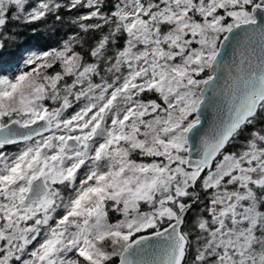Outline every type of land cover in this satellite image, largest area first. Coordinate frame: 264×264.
<instances>
[{"label": "snow or ice", "instance_id": "snow-or-ice-1", "mask_svg": "<svg viewBox=\"0 0 264 264\" xmlns=\"http://www.w3.org/2000/svg\"><path fill=\"white\" fill-rule=\"evenodd\" d=\"M30 25L74 31L0 71V264H264V0H0V56Z\"/></svg>", "mask_w": 264, "mask_h": 264}, {"label": "trees", "instance_id": "trees-1", "mask_svg": "<svg viewBox=\"0 0 264 264\" xmlns=\"http://www.w3.org/2000/svg\"><path fill=\"white\" fill-rule=\"evenodd\" d=\"M71 16H66V21H70ZM30 28H36L35 33L28 31L27 28L19 29V40L16 45L10 47L8 53L0 56V71H14L15 65L20 62L21 54L26 50H47L59 46L67 36L71 35L74 29L66 25H57L59 31L51 29L46 25H30ZM22 46V47H21Z\"/></svg>", "mask_w": 264, "mask_h": 264}, {"label": "water", "instance_id": "water-1", "mask_svg": "<svg viewBox=\"0 0 264 264\" xmlns=\"http://www.w3.org/2000/svg\"><path fill=\"white\" fill-rule=\"evenodd\" d=\"M204 115H205V119H211L213 115L212 110L211 109L207 110Z\"/></svg>", "mask_w": 264, "mask_h": 264}]
</instances>
